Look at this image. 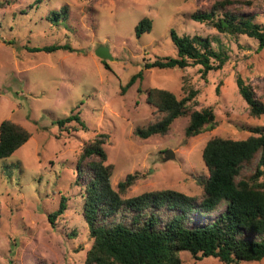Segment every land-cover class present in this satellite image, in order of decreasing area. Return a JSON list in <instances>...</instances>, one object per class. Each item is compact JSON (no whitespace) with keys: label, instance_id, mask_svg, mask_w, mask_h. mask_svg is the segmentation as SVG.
Returning a JSON list of instances; mask_svg holds the SVG:
<instances>
[{"label":"rangeland","instance_id":"obj_1","mask_svg":"<svg viewBox=\"0 0 264 264\" xmlns=\"http://www.w3.org/2000/svg\"><path fill=\"white\" fill-rule=\"evenodd\" d=\"M214 1L0 0V122L10 119L31 134L11 156L0 159V264H84L92 244L82 215L89 174L77 178L76 167L82 145L96 134H108L103 148L105 163L113 165L114 190L128 173H138L119 192L122 198L157 189L200 198L197 180L207 176L202 160L206 141L213 136L243 139L252 134L250 127L264 126V114H249L236 85L239 74L264 101V48L258 50L253 38L227 36L190 18ZM243 9L264 25V0H252ZM145 16L151 30L138 37L135 25ZM171 29L179 35H218L228 48V61L204 78L200 65L143 69L145 61L176 55ZM64 44L73 50L31 51ZM99 48L110 58H99ZM141 69L143 77L121 93ZM184 86L197 90L192 109L213 108L216 126L186 137L187 114L174 119L166 134L136 135V127L162 116L147 103L146 91L164 88L181 97ZM70 115L78 119L60 127L58 121ZM167 151L173 157L164 160ZM253 168L246 166L243 173ZM61 197L66 209L51 224L48 214L58 209ZM192 216L199 224V217ZM180 256L182 264H222L212 256ZM239 264H264V258Z\"/></svg>","mask_w":264,"mask_h":264},{"label":"trees","instance_id":"obj_2","mask_svg":"<svg viewBox=\"0 0 264 264\" xmlns=\"http://www.w3.org/2000/svg\"><path fill=\"white\" fill-rule=\"evenodd\" d=\"M251 5L252 0H215L209 9L193 11L190 18L227 36L253 38L258 43L257 49L261 50L264 48V25L243 9ZM51 14L58 16L57 12ZM151 27V19L145 16L135 25V34L139 37ZM170 38L176 55L145 61L143 69H184L200 65L204 78L209 71L222 68L229 59L228 48L218 35H179L171 29ZM57 49L73 50L64 44L35 46L31 51ZM143 69L130 76L121 93L143 77ZM236 85L249 114L255 117L264 114V101L256 95L253 86L239 74ZM183 90L185 95L177 97L168 89H148L147 103L162 116L144 128L136 127L135 134L142 138L166 134L174 119L187 114L186 137L214 128L217 116L213 108L192 109L191 101L197 90L186 86ZM74 119L78 116L70 115L58 124L64 127ZM250 128L252 134L243 139L213 136L206 141L202 160L207 176L197 180L203 189L200 198L174 189L145 191L122 198L119 192L132 185L138 173H128L118 182V191L114 190L110 183L113 165L105 163L107 155L103 148L108 134L98 133L86 141L76 167L77 178L89 174L82 215L92 244L86 250L84 264H182L181 252H187L195 260L212 256L222 264L263 259L264 126ZM30 137L23 125L3 119L0 122V159L11 156ZM83 162L86 168L82 167ZM252 164L253 171L244 174V168ZM222 205L224 209L215 217L204 219ZM65 209L66 200L61 197L58 209L48 214L50 223L53 224ZM193 214L199 217V224L194 223Z\"/></svg>","mask_w":264,"mask_h":264},{"label":"water","instance_id":"obj_3","mask_svg":"<svg viewBox=\"0 0 264 264\" xmlns=\"http://www.w3.org/2000/svg\"><path fill=\"white\" fill-rule=\"evenodd\" d=\"M95 54L99 57V58H110V55L108 54L106 49L103 48H99L98 50H96ZM173 157V153L171 151H167L165 152V155L163 157L164 160H167L169 158Z\"/></svg>","mask_w":264,"mask_h":264}]
</instances>
